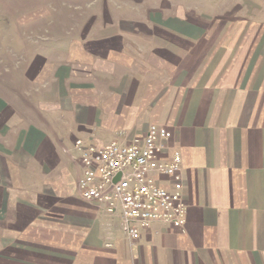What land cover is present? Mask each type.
Wrapping results in <instances>:
<instances>
[{
	"label": "crops",
	"instance_id": "0c3cea01",
	"mask_svg": "<svg viewBox=\"0 0 264 264\" xmlns=\"http://www.w3.org/2000/svg\"><path fill=\"white\" fill-rule=\"evenodd\" d=\"M113 2L0 79V264H264V0ZM151 124L182 154L187 221L131 239L79 195L75 141Z\"/></svg>",
	"mask_w": 264,
	"mask_h": 264
},
{
	"label": "built area",
	"instance_id": "2783aa9c",
	"mask_svg": "<svg viewBox=\"0 0 264 264\" xmlns=\"http://www.w3.org/2000/svg\"><path fill=\"white\" fill-rule=\"evenodd\" d=\"M171 136L168 128L151 124L143 138L131 142L115 139L97 145L75 141L81 159L79 195L106 213L119 212L131 239H138L155 221L182 229L186 224L182 154L173 149L169 159L164 158Z\"/></svg>",
	"mask_w": 264,
	"mask_h": 264
},
{
	"label": "rangeland",
	"instance_id": "374dc122",
	"mask_svg": "<svg viewBox=\"0 0 264 264\" xmlns=\"http://www.w3.org/2000/svg\"><path fill=\"white\" fill-rule=\"evenodd\" d=\"M111 2V1H110ZM104 0H0V79L23 83L35 50L63 53L71 39L91 30L95 18L122 11ZM93 29V28H92Z\"/></svg>",
	"mask_w": 264,
	"mask_h": 264
}]
</instances>
